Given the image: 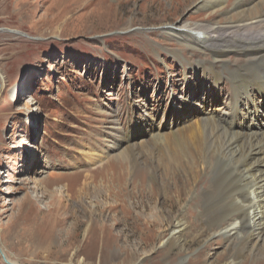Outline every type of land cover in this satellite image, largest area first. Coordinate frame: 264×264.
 <instances>
[{"label":"rangeland","instance_id":"1","mask_svg":"<svg viewBox=\"0 0 264 264\" xmlns=\"http://www.w3.org/2000/svg\"><path fill=\"white\" fill-rule=\"evenodd\" d=\"M200 1L0 0V28L17 30L0 31V248L12 260L264 264L262 242L239 257L238 240L231 244L222 234L194 239L200 231L197 198L179 205L161 192L172 182L184 186L170 179L184 159L166 157V138L198 120L200 104L214 92L213 78L197 73L192 60L205 66L247 60L235 50L219 57L172 34L180 22H207L203 17L217 8L198 10L194 3ZM237 1L226 0L214 22H225ZM218 86L216 119L232 100L226 80ZM130 136L141 163L137 173L128 166L114 182L115 157ZM218 169H201L196 192L209 188ZM224 179L208 200L211 211L222 205ZM151 188L159 191L150 200ZM186 203L192 231L184 247L170 248L165 221L158 218ZM0 264H7L1 253Z\"/></svg>","mask_w":264,"mask_h":264},{"label":"bare ground","instance_id":"2","mask_svg":"<svg viewBox=\"0 0 264 264\" xmlns=\"http://www.w3.org/2000/svg\"><path fill=\"white\" fill-rule=\"evenodd\" d=\"M225 1L202 0L199 3H194L198 10L217 9L207 14V17H203L207 21L206 23L183 21L175 25L176 28L171 29L172 34L186 41L187 45L211 48L216 50L219 57H223L229 50H235L243 52L247 56V60L235 64L221 60V64H218L219 61L211 59V62H207L209 63L207 66L202 60H199L200 62L192 60L191 65L197 73L202 71L204 78L206 74H210L213 78L210 90L212 89L214 92L211 90L213 94L209 102L204 101L203 104H200L203 110L200 111L201 116L199 119L197 118L198 120L184 126L178 132H171L170 136L166 138L164 145V148L168 150L166 157L174 158V163L181 157L184 159V162L179 165V170L174 172L170 179L176 181L177 178L180 182H184V186H177L179 183L172 182L173 186H167L161 192L170 196L175 204L180 203L179 205L184 204L183 202L187 199L189 203L197 198L196 207L201 208L199 213L200 231L198 230L193 238L215 237L222 234L231 244L238 240L240 242L237 254L242 257L249 251H256L259 244L264 243V109L260 104L264 101V0H238L236 5L228 10L230 16L226 18V21L216 23L214 20L217 13L225 10L223 7ZM233 1L231 0L229 4L232 5ZM168 29L170 30V28ZM184 60L191 62L190 59L184 58ZM223 79L230 85L232 100L223 111L222 117L216 119L218 109L212 101L215 99L218 85ZM203 113L204 115H202ZM155 135L158 137L157 134ZM125 142L127 143L125 152L114 156L116 166L113 168L114 172L117 171L113 175L114 182L124 177L128 166H130V170L133 168L132 172L134 173L135 168H138L141 163L140 154L134 152L132 148L134 146L132 137L130 136ZM158 161H160L159 158ZM217 166L221 167V170L218 169L219 173L215 174L220 175L216 177L217 175L212 173L216 180L211 181L209 188L201 194L196 192L195 185L201 171L207 173L209 170L216 169ZM137 171L135 170L136 173ZM136 176L142 180L144 175L138 173ZM222 177H227L223 182L226 181L224 186L228 187L225 190L222 189L220 194L221 207H219L220 204L216 205L215 208H219L216 211H211L208 209V200L218 190L217 186H220ZM188 180H193V186L189 188L186 186ZM88 185L90 184L86 183V189H89ZM158 191V188H151L149 199L155 198ZM141 193L144 192L141 191ZM188 203L182 205L183 207L179 206L177 211L165 210V214H162L161 211V218H158L162 220V223L165 221L164 231L166 235L170 236L167 239L170 248L184 247L187 242L185 237L192 231L193 226L189 221L192 210ZM144 207H148L146 203ZM161 220L159 221L161 222ZM2 250L6 254L3 247ZM258 252L261 250L258 249L256 253ZM6 256L10 262L17 263L7 254ZM76 264H84V261L81 259Z\"/></svg>","mask_w":264,"mask_h":264},{"label":"water","instance_id":"3","mask_svg":"<svg viewBox=\"0 0 264 264\" xmlns=\"http://www.w3.org/2000/svg\"><path fill=\"white\" fill-rule=\"evenodd\" d=\"M0 31H7V32H12V33H16L17 30H14V29H5V28H0ZM19 33V32H18ZM0 87H1V84H0ZM0 253L2 255V258L4 260L5 263L7 264H19V263H12L8 260L6 254L4 253V251L0 248Z\"/></svg>","mask_w":264,"mask_h":264}]
</instances>
